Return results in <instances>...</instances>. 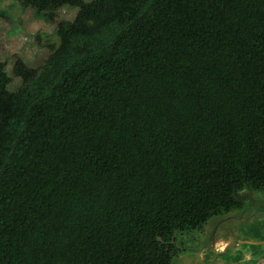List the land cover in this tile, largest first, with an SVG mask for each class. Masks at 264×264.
<instances>
[{
  "label": "trees",
  "instance_id": "16d2710c",
  "mask_svg": "<svg viewBox=\"0 0 264 264\" xmlns=\"http://www.w3.org/2000/svg\"><path fill=\"white\" fill-rule=\"evenodd\" d=\"M18 1L59 44L0 61V264H171L264 193V0Z\"/></svg>",
  "mask_w": 264,
  "mask_h": 264
},
{
  "label": "rangeland",
  "instance_id": "374dc122",
  "mask_svg": "<svg viewBox=\"0 0 264 264\" xmlns=\"http://www.w3.org/2000/svg\"><path fill=\"white\" fill-rule=\"evenodd\" d=\"M90 2L91 0H86ZM78 9L65 7L59 21H73ZM59 44L55 24L36 16L18 0H0V61L11 77L10 91L22 86L17 60L34 70L47 61L48 44ZM244 192L241 196L247 195ZM245 208L216 216L201 230L178 234L180 255L171 264H258L264 261V193L247 196ZM262 264V263H259Z\"/></svg>",
  "mask_w": 264,
  "mask_h": 264
},
{
  "label": "water",
  "instance_id": "95a60500",
  "mask_svg": "<svg viewBox=\"0 0 264 264\" xmlns=\"http://www.w3.org/2000/svg\"><path fill=\"white\" fill-rule=\"evenodd\" d=\"M251 195H252V191H251L250 189H249V191H248V194L245 195V196L238 195L237 192H235V196L237 197V199H238V200H241V201H243V202H245L247 196H250V198H251ZM259 263L264 264V261L259 262ZM259 263H258V264H259Z\"/></svg>",
  "mask_w": 264,
  "mask_h": 264
},
{
  "label": "crops",
  "instance_id": "0c3cea01",
  "mask_svg": "<svg viewBox=\"0 0 264 264\" xmlns=\"http://www.w3.org/2000/svg\"><path fill=\"white\" fill-rule=\"evenodd\" d=\"M24 62V61H23ZM25 63V62H24ZM26 64V63H25ZM32 69V68H31Z\"/></svg>",
  "mask_w": 264,
  "mask_h": 264
}]
</instances>
